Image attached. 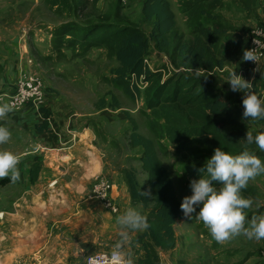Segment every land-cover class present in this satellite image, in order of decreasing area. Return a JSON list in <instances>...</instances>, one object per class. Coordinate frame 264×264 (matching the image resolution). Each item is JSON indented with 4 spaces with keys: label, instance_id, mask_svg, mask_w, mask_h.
<instances>
[{
    "label": "rangeland",
    "instance_id": "1",
    "mask_svg": "<svg viewBox=\"0 0 264 264\" xmlns=\"http://www.w3.org/2000/svg\"><path fill=\"white\" fill-rule=\"evenodd\" d=\"M49 1L0 0V41L6 42L5 47L9 48V58L12 62L9 66L12 64V67L16 66L15 69L9 70L11 83L16 80L18 75L24 73H34L42 79L46 94L44 104L48 108L44 110L51 112L50 117L55 122H53L54 137L60 139L59 135L68 134L66 131L67 122L81 131L84 129L81 137L82 142L76 143L73 155L68 154V158L61 159L62 164L59 165V169L63 171L57 169L58 180L74 184L59 196L73 195L81 199H88V197L90 198V187L95 180L103 178L113 185L111 176L117 171L122 174V171L126 169L134 171L140 190L146 192V197L149 199V192L145 185V173L141 170L138 160L141 149L128 144V135L132 130L129 117L136 123L137 131L140 134L153 140L156 152L168 171L176 195L181 201L183 196L190 194L189 181L198 178V169L210 156L206 151L208 146L201 139H197L189 145L192 151L189 153L188 144L185 149L171 143L167 138L168 130L181 128V123L178 120H165L158 107H148L147 102L153 94L148 90V86L136 91L131 87L134 84L132 76L126 82L115 78L112 70L118 65V62L105 45H90L87 41L82 45L76 39L73 45L68 47L60 41L57 43L53 37L51 39L48 35L50 30H55L59 26L60 29L67 24L80 27L105 20L114 24L137 26L148 37L152 24L142 17L141 6L144 0H81L83 3L79 12H76L75 9L80 0H69L70 4L66 7L70 10L67 12L63 11L66 7H62L63 10L60 11L55 5L51 6ZM167 1L175 13L177 34L183 36L184 40L191 39V29L196 22L193 19L188 22L187 14L183 12L182 8L183 1ZM245 1L209 0L203 4L204 9L207 8L211 12V21L231 28L219 39L221 41L218 43L219 48L220 46L228 47L230 45L228 39L239 40L240 51L236 41L237 44L233 43V52L229 59L222 54L225 59L226 72L220 70L216 74L209 75L202 68L193 69L181 65L176 55L172 54L173 44L177 41L174 37L168 39L171 42L170 47L163 50L157 49L150 39L149 54L144 58L148 63L149 70L161 72V83L169 82L166 91L168 94L172 93L176 82L185 87L189 85L187 79L194 78L202 80L209 87L202 86L200 88V92L204 96L211 94V90H218L224 96L229 97L232 114L237 120L234 124L228 122L222 123L223 126L219 124L224 134L239 129L244 131L264 129V118L255 120L241 118L243 110L241 99L245 92L232 91L226 81L233 70L251 82L250 90L252 92L258 97L264 98V62L255 69V67H249L246 60L241 59L243 52L248 48L250 31L255 26H259L252 19L253 17L251 18V14L260 11L256 10L255 6L264 0ZM197 9L193 7L190 14H193L194 17L204 15ZM193 10H197V12L192 13ZM261 14L264 15V12L258 13V19H260L258 22L264 25V17H261ZM203 19V17L200 18L201 21ZM56 45H58V50ZM172 60H175L176 64L172 63ZM9 91H11L10 87L0 90L1 93ZM114 102L117 103V108L113 107ZM41 108L43 109V107ZM27 110L28 112L24 115L26 116L28 113L26 117L28 126H34L35 119L43 120L42 112L35 115L29 109ZM59 120L63 122L62 126L59 124ZM26 135L27 141L32 142L28 132ZM71 142L70 140L68 143L62 144L61 148H72L74 145H70ZM253 145L255 150L260 151L255 144ZM64 149L63 152H66ZM82 150L84 153L81 154ZM260 152L261 154H256V156L264 161V151ZM5 178L0 180V213L2 214L0 217V264H79L81 259L77 254L68 255L69 252H66V248L56 246V242L55 246L51 245L50 241L54 242L52 237L45 236L44 233L42 236L35 235L36 229L41 227L44 230L45 222L40 221L41 217L35 215L30 203L24 201H28V198L20 197L23 190L18 188V184H1ZM62 187L64 188V186ZM241 194L253 201L251 207L244 210L246 221L264 214V174L251 179L247 186L241 190ZM43 199L45 201V196ZM37 200H41L40 195ZM124 207H134L146 218L151 203L142 206L140 203H133L129 200ZM102 210L105 215L102 216L103 218L99 217L98 220H94L92 225L98 226L100 223L101 228H105V240H99L98 243L96 241L83 243L89 245L102 243L103 248L99 249L108 251L109 248L113 249L119 239L117 233L121 230V226L116 223V217L122 213V210L116 215ZM6 213H17V215L14 219L6 218L10 217L6 216ZM143 230L131 231L130 242L122 247L125 258L131 259L132 263L138 257L139 250L143 254L139 244V248L136 250L135 240V237ZM175 232L178 237L176 249L172 252L158 251L162 264H201L200 258L197 257L198 247L195 248L197 244L202 247L200 250L202 253H205L206 250L210 252L206 257L207 263H209L211 255L208 247L211 250L214 249L215 262L220 261V255L217 256L215 250L218 247L215 248L213 245V241H216L211 238L202 221L196 219L195 216L189 219L179 218L175 223ZM90 234L93 237L96 236L92 228ZM84 236H86V229L73 227L67 232L66 242L68 240L74 242L76 238L85 239ZM186 236H188L189 243ZM35 242L43 243V247L41 246L38 251ZM219 245L220 248L229 245L243 248V251H236V258L240 260L238 261L240 264H264V240H250L241 234L219 243ZM50 249L55 251H48ZM243 254L249 259L245 263L244 259H239ZM182 256L186 258L181 259Z\"/></svg>",
    "mask_w": 264,
    "mask_h": 264
},
{
    "label": "trees",
    "instance_id": "2",
    "mask_svg": "<svg viewBox=\"0 0 264 264\" xmlns=\"http://www.w3.org/2000/svg\"><path fill=\"white\" fill-rule=\"evenodd\" d=\"M182 1L183 12L187 14L188 22L192 19L196 22L191 29L192 36L189 40H184L182 39L183 36L177 34L175 13L167 0L143 1L141 6L142 17L152 24L148 37L137 26L114 24L105 20L80 27L67 24L60 29L59 26L52 30L51 34L57 43L60 41L68 47L69 45L72 46L76 39L82 45L86 41L90 45H105L118 62L112 73L115 78L122 82H126L131 74L136 77L142 75L147 82L148 90L153 93L147 102L148 107H158L165 120H178L182 125L181 128L168 130L167 138L176 147L186 149V144H188V151L192 153L189 145L197 139H201L208 146L206 151L209 155L215 147H220L231 154H238L245 146L255 155H260L261 152L255 150L253 144L251 146L245 145L243 138L245 132L250 130H232L224 134L219 126V124L222 125V123L227 122L236 123L235 120L237 119L232 114L229 97L224 96L218 90H211V94L204 96L200 92V88L202 86L209 87L202 80L194 78L187 79L189 85L185 87L176 82L172 93L168 94L166 91L169 82L161 83V72L151 71L144 64V58L149 54L150 39L157 49L163 50L170 47L171 42L168 39L174 37L177 41L173 44L172 54L176 55L181 65L193 69L202 68L209 75L222 70L225 59L219 51L218 43L221 42L219 39L224 33L231 28L224 27L225 25L219 22L211 21V12L203 7V4L209 0ZM49 3L51 6L55 5L60 11L63 10L62 7L70 4L69 0H50ZM82 3L80 0L75 9L76 12H79ZM193 7L198 8L197 10L204 15L194 17L193 14H190ZM255 9L264 12V2L260 1ZM69 10L70 8L66 7L63 11ZM197 10H193L192 13H196ZM253 15L251 14V18ZM201 17L204 18L202 21L200 20ZM259 26L264 25L261 23ZM56 48L58 50V45ZM171 62L176 64L175 60ZM131 87L136 91L140 90L134 84ZM117 106V103L114 102L113 107L117 108ZM40 111L44 114V121L38 128L46 130V118L50 111L42 108ZM128 119L132 126L128 135V144L131 147L141 149L138 160L141 170L145 173V185L149 192V199L146 195L141 196L140 192L142 191L133 170L125 169L122 171V175L128 188L130 200L133 203H140L142 206L151 203L148 217H146L148 227L135 237L143 254L134 261V264H161L158 251L170 250L176 243L174 223L183 216L179 208L180 201L170 175L156 152L153 140L140 134L133 119L129 117ZM259 131H264V129L260 128L251 132L255 135ZM39 166V163H33L29 170L31 183L37 178Z\"/></svg>",
    "mask_w": 264,
    "mask_h": 264
},
{
    "label": "crops",
    "instance_id": "3",
    "mask_svg": "<svg viewBox=\"0 0 264 264\" xmlns=\"http://www.w3.org/2000/svg\"><path fill=\"white\" fill-rule=\"evenodd\" d=\"M258 13L260 14L261 11L255 13V15H253V19L256 20V22L258 23L257 25H261L258 22L260 21V19H258L259 18ZM261 17H264V15L261 14ZM52 30H50V32L48 33V35H50L49 38L51 39H52V34H51ZM236 41L237 39H234L233 41L232 39H228L230 45L226 48H224V46L223 47L220 46L219 48L220 53L229 59L232 56L233 43L235 44L238 43V49L240 51L239 40L237 41V43ZM5 45L6 42L0 41V46H1L0 50H2V52H0V77H2V79H0V90L1 89L3 90L4 88L7 89V87L12 88L11 76L9 70L12 68L14 69L16 68V66L12 67L13 64L12 66H9V64L12 62L9 58V50H8L9 48H6ZM4 48L5 51H3ZM260 66L261 65L259 64L258 66L255 67V69ZM222 70L223 72H226L225 65L223 66ZM26 112H28L27 109L19 113H14V112L8 113L6 114V116L0 117V126L7 127L10 131L9 140L4 144H0V150H8L20 157L19 163L17 165V168L20 173V179L16 182H11L8 180V178H5L1 184L3 185L4 184L11 185L13 183L18 184L17 185L18 188L20 189L22 188L23 190L22 195L20 197L28 198V201L24 199L23 200L30 203L29 205L35 211V215L40 216L41 217L40 221H43V223L45 222L44 230H42L43 228L41 229V227L39 229H36L35 231L36 236H42L44 233L45 236L52 237L53 238L52 240H54V242L50 241L51 245L55 246V242H56V246L59 245L60 248H66V252H69L68 255L77 254V256L80 257L81 259V262L79 264H82L86 256L99 251H104V249H102L103 248L102 243L94 244V245L83 243V242L92 243L93 241H96L98 243L99 240L101 241L105 240V236H106L105 228H101L100 223H98V226L92 225L94 220H98L97 218L99 217L103 218L102 216H104L105 213L103 212L102 209L104 208L101 206V204L98 201L95 200L96 202L95 201L93 202L91 201L92 199L89 197L88 199L87 198L81 199L80 197H76L73 195H65L63 197H60L59 195L63 191H66V189H68L70 185L73 186L74 184L72 182H65L62 180H58L57 169H59V165L62 164L61 159L68 158V154L73 155L76 143L82 142L81 137L83 135L82 132L84 129L81 131L76 126L70 124V122H67L66 131L68 134L65 136L61 134L59 135L60 139H56L54 137V130H53L54 121L50 117L51 112L48 114V117L46 118L47 119L46 130H41L38 128V126L41 125L43 122V120L41 121L39 119H35L36 121L34 126L32 125L28 126L26 124L28 119L26 117L28 113L26 114V116L24 115V113ZM31 112L37 115L34 110H31ZM59 124L62 126L63 122L59 120ZM55 127L57 126L55 125ZM26 132H28V135H30L32 142L27 141ZM70 140L72 141L70 145L72 144L74 145L72 148L69 147H67V149H64V147L61 148V146H63L62 144H66ZM63 149L66 152H63ZM82 153H84V150L81 151V154ZM36 162L39 163L40 165L39 171L36 180L33 183H31L29 181V170L32 164ZM59 171H63V170L59 169ZM111 177L113 180L112 182L113 185H112V189L110 190L111 191L110 197L112 198L114 204L118 206L119 211L122 210L123 212L124 209H126L124 206L130 200V195L128 192L127 185L125 183L124 177L121 174V172L117 171ZM62 186H64V188ZM38 192L39 194L37 195ZM39 195L41 197L40 201L37 200ZM43 196H45V201L43 199ZM16 215L17 213H11V214L6 213V216H10L6 218L14 219ZM182 218L184 217L182 216ZM175 223H174V231H175ZM73 227H76V229L77 228L86 229V236H84L85 239L76 238L74 242H71V240H68V242H66L67 232ZM96 227L98 228L96 229ZM91 228L96 233L95 237H93L90 234ZM175 237H176L175 246L170 250H165V252L167 251L172 252L173 250L176 249V247L178 246L177 244L178 237L176 232H175ZM186 237L189 243L190 241L188 239V236ZM91 238H93V240H91ZM47 243H49L48 240ZM213 245L215 248L218 247L217 249H215L217 252V256L220 255V261L218 263L215 262L214 249L211 250V248L208 247L211 251V255L209 258V263H207L206 257L209 255L210 252L206 250L205 253H202L200 251L202 247L198 244L195 246V248L198 247L197 257L200 258L201 264H203V261L204 264H240L238 262L240 260L236 258V251L239 250L243 251V248H237L230 245L227 247L220 248L219 243L217 244L214 241H213ZM35 246L37 247V249L36 248L35 249L38 251L41 248V246L43 247V243L35 242ZM100 247L102 248L99 249ZM137 248H139L138 243L136 245V250H138ZM109 250L111 249L109 248ZM48 251L54 252L55 250L50 249ZM138 254L141 256L142 252L140 253L139 250ZM139 255L138 257H140ZM159 255L160 252H158V256ZM183 258L185 259L186 257L182 256L181 259ZM239 259L241 260L244 259L243 260L244 263L249 260L246 258L244 254L241 255ZM132 264H134V262Z\"/></svg>",
    "mask_w": 264,
    "mask_h": 264
},
{
    "label": "clouds",
    "instance_id": "4",
    "mask_svg": "<svg viewBox=\"0 0 264 264\" xmlns=\"http://www.w3.org/2000/svg\"><path fill=\"white\" fill-rule=\"evenodd\" d=\"M241 59L259 64L257 55L251 50H245ZM226 81L232 91L245 92L241 99L243 120L264 118V98L250 90L249 80L232 70ZM10 111L11 105L0 104V117L6 116ZM9 138V129L0 126V144L6 143ZM243 139L245 145L255 144L256 148L264 151V131L255 135L246 131ZM19 160L18 155L8 150H0V179L7 177L11 182L18 181ZM198 173V178L189 181L190 194L183 196L180 201L182 215L187 219L195 216L202 221L211 238L217 243L241 234L250 240H264V214L246 221L244 210L251 207L253 201L241 194V190L251 179L264 174V161L246 146L238 154L215 147L198 169ZM140 194L147 195L146 192ZM116 223L121 226V230L117 233L119 239L111 251V264H132L131 259L125 258L122 247L130 242L131 231L148 227L146 218L136 208L127 207L116 217Z\"/></svg>",
    "mask_w": 264,
    "mask_h": 264
},
{
    "label": "built area",
    "instance_id": "5",
    "mask_svg": "<svg viewBox=\"0 0 264 264\" xmlns=\"http://www.w3.org/2000/svg\"><path fill=\"white\" fill-rule=\"evenodd\" d=\"M250 32L247 50H251L257 55L260 64L264 62V26H255ZM246 63L249 67L253 68L259 65L258 62L251 60H246ZM144 64L148 66L146 59H144ZM131 76L134 80V85L139 89L147 86V82L142 75L136 77L134 74H131ZM45 97L46 94L42 79L34 73H24L20 76L18 75L12 83L11 91L8 93H0V103L11 105V112L14 113L30 109V111L34 110L38 115L41 112V107L48 109L47 105L44 104ZM111 189L112 184L103 178H99L92 184L89 195L91 199L98 201L109 213L116 215L119 213V208L110 197ZM1 216L2 214L0 213ZM111 251L92 253L84 258L82 264H111Z\"/></svg>",
    "mask_w": 264,
    "mask_h": 264
}]
</instances>
